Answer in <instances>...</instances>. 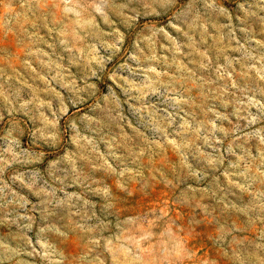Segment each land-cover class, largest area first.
I'll use <instances>...</instances> for the list:
<instances>
[{
    "label": "clouds",
    "instance_id": "obj_1",
    "mask_svg": "<svg viewBox=\"0 0 264 264\" xmlns=\"http://www.w3.org/2000/svg\"><path fill=\"white\" fill-rule=\"evenodd\" d=\"M0 264H264V0H0Z\"/></svg>",
    "mask_w": 264,
    "mask_h": 264
}]
</instances>
